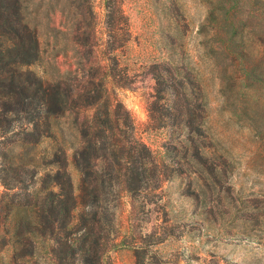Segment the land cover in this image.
<instances>
[{
	"label": "trees",
	"instance_id": "16d2710c",
	"mask_svg": "<svg viewBox=\"0 0 264 264\" xmlns=\"http://www.w3.org/2000/svg\"><path fill=\"white\" fill-rule=\"evenodd\" d=\"M106 4L100 33L93 0H0V145L9 149L0 167V264H112L108 252L126 245L125 236L115 242L123 200L147 213L163 183L174 179L214 195L234 168L223 131L214 126L213 103L188 64L150 67L146 128L165 125L167 142L152 150L137 136L135 120L116 98V89L130 88L116 53L124 42ZM240 25L229 21L217 40L205 41L215 58L219 51L237 62L228 71L215 60L214 110L223 124L234 119L262 166L260 115L233 95L264 85L244 52ZM45 141L49 150L35 153ZM15 146L16 157L9 154ZM157 230L142 235L135 264H168L152 250L160 243L152 240Z\"/></svg>",
	"mask_w": 264,
	"mask_h": 264
},
{
	"label": "rangeland",
	"instance_id": "374dc122",
	"mask_svg": "<svg viewBox=\"0 0 264 264\" xmlns=\"http://www.w3.org/2000/svg\"><path fill=\"white\" fill-rule=\"evenodd\" d=\"M93 1L100 33L106 31L103 22L107 1L114 9L113 31L124 42L116 52L122 59V83L130 88L116 89V98L135 120L137 136L152 150H162L167 142V127L162 125L158 131L146 128L154 84L151 66L169 61L177 67L188 64L202 79L215 109L217 81L211 73L217 69L216 58L228 71L237 62L219 51L215 58L210 42L205 41L210 37L217 40L227 22L233 20L241 24L239 28L247 36L243 49L248 53L249 64L264 74V0ZM213 43L217 46L218 42ZM233 95L238 104L254 105L264 125V85L244 93L233 90ZM214 109V126L223 131L225 144L232 152L230 161L234 168L228 180L216 185L214 195L206 192V187L203 193L195 192L178 179L164 182L154 198L157 206L151 205L147 213L132 208L129 199L123 200L115 212L120 229L115 242L125 236L126 245L108 252L112 264H135L134 252L142 235L150 234L157 226L159 230L152 240L160 243L152 250L168 264H264V165L254 162V144L239 136L232 124L234 119L223 124L216 120ZM49 148L45 141L35 153ZM8 150L0 145V167L2 153ZM19 153L15 146L9 154L16 157ZM71 175L76 184L79 176L73 170ZM3 192L0 184V194Z\"/></svg>",
	"mask_w": 264,
	"mask_h": 264
}]
</instances>
